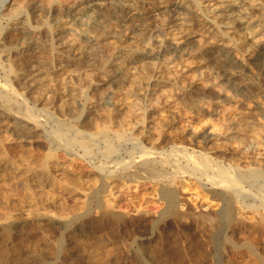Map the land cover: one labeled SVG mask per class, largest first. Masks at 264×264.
I'll return each instance as SVG.
<instances>
[{
    "label": "bare ground",
    "instance_id": "1",
    "mask_svg": "<svg viewBox=\"0 0 264 264\" xmlns=\"http://www.w3.org/2000/svg\"><path fill=\"white\" fill-rule=\"evenodd\" d=\"M26 1L35 4L28 7ZM1 3L8 8L4 14L8 28L0 33L5 74L0 85L3 101L0 121L8 122L5 129L12 138L29 142L35 137L47 138L48 132L52 142L66 152L73 153L77 148L84 157H97L96 153L119 162L122 175L118 174V168L112 170L106 165L95 166L96 173L111 180L110 183L120 177L122 181L136 178L159 185L158 195L170 214L181 207L191 209L181 203L179 190L172 187L178 179L189 177L219 206L209 212L199 208L201 213L194 218L213 229L214 240L219 236L220 243L224 238L236 260L250 257L264 264V154L261 160L250 161L247 146L245 152L234 157L233 149L226 146L231 137L210 121L201 124L199 131L186 133L189 138L186 146H168L162 139L156 145L146 139L148 124L155 115L161 109H170L174 95L188 90L189 84L205 90L201 92L203 99H193L189 123L209 113L219 114V109L230 107L239 97L252 104L246 93L248 83L243 80L264 83V0H2ZM195 55L202 56L205 64L190 67L186 60ZM16 59L22 61L21 66L14 65ZM96 64L103 79L94 85L81 75ZM144 64H149L158 75L138 79ZM52 73L61 77L59 84H55L58 87L53 89L64 98L72 95L76 98L75 117L59 118L52 114L54 110L39 107L50 102L43 87L50 82ZM26 82L30 83L27 94H18L9 86ZM119 87L125 89L129 105L117 95ZM93 88L102 89L96 105L110 111L101 121L103 129H99L98 135L76 126L86 115ZM210 88L215 89V96L206 92ZM50 97L52 100L53 96ZM14 98L21 99L16 112H12ZM66 104L58 107L65 109ZM250 112L251 121L264 136V103L256 101ZM42 115L43 120L39 119ZM45 119L54 122L49 131ZM143 133L145 138H139ZM213 141H220L226 149L207 148ZM122 147L127 151L128 161L119 156ZM237 158L248 159L249 166H240ZM105 189L102 183L99 193ZM240 210L259 216L251 223Z\"/></svg>",
    "mask_w": 264,
    "mask_h": 264
},
{
    "label": "rangeland",
    "instance_id": "2",
    "mask_svg": "<svg viewBox=\"0 0 264 264\" xmlns=\"http://www.w3.org/2000/svg\"><path fill=\"white\" fill-rule=\"evenodd\" d=\"M1 2L2 0L0 5ZM26 2L28 7L35 4ZM1 7L2 5L0 33L3 28H8L4 18L8 8ZM186 62L193 67L205 64V59L195 55ZM14 63L19 67L22 61L16 59ZM3 65L4 56L0 49V85L5 77ZM155 74L158 75L155 69L149 64H144L137 76L138 79H144ZM81 77L88 78L87 80L94 85L103 79L98 64L85 70ZM60 78L54 73L51 74L47 87L46 85L43 87L50 102L47 103L48 106L43 102L39 107L54 110L52 114L59 118L75 117L76 98L73 95L64 98L53 89L58 87L55 84H59ZM247 80L243 81L248 83L246 93L251 97V105L239 97L231 106L229 105L230 107L219 109V114L212 110V114H206L203 119H193L191 123L188 122L189 108L193 105L194 98H204L201 92L205 90L199 85L189 84L188 90L181 95H174V101L171 102L173 106L170 109H161L160 114L155 113L153 121L147 123L150 128L146 133V139L156 145L162 139L166 140L168 146L171 144L186 146L189 144L186 133L190 130L197 132L202 127L201 124L210 121L218 125L219 130L226 133L224 135L231 137L229 145L226 146L233 149L234 157H238L240 152H245L247 146H250L246 151L252 157L250 161L261 160L260 156L264 154V136L258 133V129L251 121L250 110H253L256 101L264 103V83L254 84L251 79ZM11 84L9 86L14 87L16 93L27 94L30 83ZM101 90L94 88L90 90V99L84 113L86 115L76 124L80 126H77L80 130L96 135L103 129L101 121L103 122L104 116L107 112L110 114L106 107L96 105ZM116 90L117 95L124 98L125 103L129 105L130 99H126L125 89L119 87ZM214 90L210 88L206 92L212 97L216 94ZM50 96H53L52 100ZM63 98L67 100L62 102L67 103L65 109L58 107L62 105L60 101ZM14 99L12 112L18 111L17 104L21 103V99ZM0 104L3 105L1 99ZM39 119L43 120L44 116ZM45 122L48 125L46 131L51 130L50 126L54 122L51 120L47 122L46 119ZM6 123H8L6 120L0 121V264H261L259 260L250 257L236 260L224 238H221L220 243L219 236L214 240L213 229L194 218L201 211H216L219 206L189 177L178 179L172 187L179 190L181 203L188 204L191 209L181 207L170 214L158 195L159 185L141 179L136 181V178L122 181L120 177L117 182L110 183L111 180L108 181L96 173L95 166L106 165L112 170L118 168V174L122 175V171H119V162L103 158L95 152L94 155L97 157L85 158L82 150L77 148L73 153L66 152L58 143L52 142L48 132L47 138L42 136L39 139L35 137L29 142L16 141L6 132ZM227 125L231 127L229 132ZM144 136V133L140 134L139 138H145ZM220 145V141H213L206 147L226 149L222 145L220 148ZM126 152L123 147L118 151L121 158H126ZM237 159L240 166H249L248 159ZM102 183L106 189L99 193ZM240 211L251 223L259 216L256 212ZM262 212L264 213V209Z\"/></svg>",
    "mask_w": 264,
    "mask_h": 264
}]
</instances>
